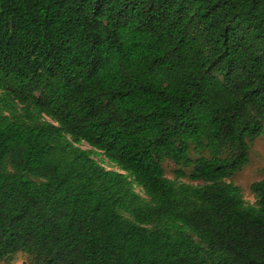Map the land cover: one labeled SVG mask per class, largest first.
<instances>
[{"label": "trees", "instance_id": "obj_1", "mask_svg": "<svg viewBox=\"0 0 264 264\" xmlns=\"http://www.w3.org/2000/svg\"><path fill=\"white\" fill-rule=\"evenodd\" d=\"M262 135L264 0H0V264H264Z\"/></svg>", "mask_w": 264, "mask_h": 264}, {"label": "rangeland", "instance_id": "obj_2", "mask_svg": "<svg viewBox=\"0 0 264 264\" xmlns=\"http://www.w3.org/2000/svg\"><path fill=\"white\" fill-rule=\"evenodd\" d=\"M83 149H88L86 145L81 146ZM96 161H100V158L95 157ZM102 165L107 169H116L109 165L107 161L101 162ZM164 170L166 176L170 179L173 178L172 171L174 165L170 162L164 163ZM264 178V135L257 138L250 144L249 148V160L248 164L230 179L235 186L241 189L243 199L248 204L254 203V198L249 191V186L255 181H259ZM27 258L24 254H17L13 257L10 264H25Z\"/></svg>", "mask_w": 264, "mask_h": 264}]
</instances>
